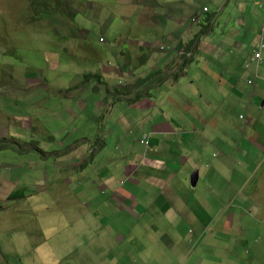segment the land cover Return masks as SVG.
I'll use <instances>...</instances> for the list:
<instances>
[{
    "label": "crops",
    "instance_id": "0c3cea01",
    "mask_svg": "<svg viewBox=\"0 0 264 264\" xmlns=\"http://www.w3.org/2000/svg\"><path fill=\"white\" fill-rule=\"evenodd\" d=\"M207 1L216 4V13L208 7L209 12L202 14L207 7L202 5L204 0H126L128 14L133 19L127 28L123 27L127 20L124 15H118L113 23H109L108 18L115 17L114 14L108 15L103 29L109 33L116 31L114 40L108 44H113L116 50L113 52L118 64L114 72L121 78L120 82L117 85L109 83L115 82L110 76L107 81L98 78L97 83L90 78L87 83H78L71 92L63 91L59 99L70 102L74 111L72 119L75 122L70 123L73 135L69 133V138L57 141L55 145L60 148L51 152L39 149L43 158L49 162L54 160L56 181L68 183L69 177L80 175L90 186L84 192L69 186L66 193L56 198L52 196L54 200L51 201L42 195L51 196L54 187L44 189L42 181L32 186L39 189L36 196L29 197L28 190L16 192L0 188V203L7 206L0 217V264H11L16 256L23 257L26 264H42L40 251L55 256L57 261L61 249L59 242L66 246L64 258L68 254L74 256L79 252L80 242H84L93 246L97 254L106 250L116 259V262L112 259L114 264H128L126 260L118 261V256L124 258L125 254L136 256L134 264L146 257L154 261L143 260L140 264H192V254L202 251L207 254L199 258L194 254L198 259L196 264H204L206 260L214 262L215 257L207 252L209 247L201 249V242L206 238L197 232L198 221L194 214L201 206L199 198L204 197L188 192L190 184L187 185L183 171L186 164L198 174L195 187L190 188H198L203 167L206 189L213 191L217 198L222 190L216 187V182L230 176L227 196L234 195V201L241 206L242 212L238 211L244 217H239V222L257 226V229L249 237L245 232L244 237L230 240L224 257L217 261L240 264L241 256L235 250L244 247V264H253L259 250H264V60L261 65L263 79L256 80L252 89L248 83L245 90L237 89L241 76L248 80L249 73L243 71L230 76L229 84L225 78L226 66L231 60L242 62L238 56L247 50V38L252 39L250 46L254 48L259 34L249 36L244 29L253 24L259 28L261 22L257 18L264 20V8L251 0L257 13L254 16L249 10L250 1L243 3L245 7L234 23L240 35L226 48L225 42L219 46V42L208 37L211 32H200L206 24H213L218 13L227 6L226 0ZM197 14L201 15L200 24L194 22ZM111 24L113 28L109 27ZM202 41H205L203 45ZM199 53L207 55L208 59L200 57ZM194 60L204 66L194 65ZM217 71V77L210 74ZM31 82L49 94L47 84L41 80ZM27 86L30 90L35 85ZM212 92L219 95L215 101L211 98ZM256 97L262 99V102L259 100L261 107L257 106ZM48 99L45 96L43 103ZM229 115L240 124L239 133L234 132L233 137L226 140L216 157L211 156L205 163L199 159L196 165L197 155L189 154L196 143L194 136L201 137L203 132L206 137L220 129L231 130L235 121L230 123ZM25 119L18 117V127L9 125L7 132L20 133ZM214 121L219 124L214 125ZM48 124L40 122L41 134L53 132L56 140L57 131ZM210 126L216 131H207ZM64 132L65 127L62 128ZM78 134L81 137L74 139ZM105 134L104 144L99 138ZM143 134L150 135L148 148L139 141ZM94 146L101 148L92 153ZM32 152L36 151L25 153ZM20 169L28 170L27 165H20L18 161L4 165L0 169V180L10 184ZM67 196H73V201L65 207L61 201ZM237 199L244 200L247 205ZM65 208L70 209L65 224L72 234H62L59 229L60 210ZM14 214L16 216H12ZM46 214H51V223L56 227L46 228ZM30 216L35 220L30 222ZM42 216L43 221L39 223ZM162 221L166 229L157 233ZM79 224H83L82 229L86 226L95 230L94 234L77 235L75 226ZM4 226L14 231L4 233ZM144 235H149L150 243L157 246L159 253L155 256L152 250L148 252L144 247ZM214 240L217 236L213 235L211 242ZM211 242L206 246H213ZM119 244L124 247L118 248ZM256 244L261 247H255ZM220 248L217 247V254Z\"/></svg>",
    "mask_w": 264,
    "mask_h": 264
},
{
    "label": "rangeland",
    "instance_id": "374dc122",
    "mask_svg": "<svg viewBox=\"0 0 264 264\" xmlns=\"http://www.w3.org/2000/svg\"><path fill=\"white\" fill-rule=\"evenodd\" d=\"M44 1L54 6L56 15L48 11L39 18H33V16L28 14V12L34 8L33 0H0V169L4 165H13L16 161H18L20 165H27L28 168L26 171L20 169L19 175H13L10 184L0 180V188H11L16 192L28 190L30 197L32 194H34V196L38 195L39 189L35 188V186L33 188L32 186L42 181L44 189L49 186L54 187L51 190V196L45 193L43 195L41 192L39 193L45 200L51 201L54 200V197L56 198L66 193L69 190V186L82 192L90 186V184L84 180L85 177L80 175L69 177L68 183L56 181L54 175L57 170L54 160H50L49 162L48 159L43 158L42 151L51 152L52 150L60 148L55 145L56 142L64 137L65 139H67V137L69 138V133L73 135L72 133L74 132L73 127H70V123L75 122V120L72 119L74 114V111H72L73 107L70 102H66L59 98L65 91L71 92L72 89L74 90L78 83H87V81H91V79L95 80L97 83L98 78L107 81L110 76L115 82L109 83L117 85L120 82L121 78L114 72V68H116L118 64L114 54L116 50L113 49V44H108L109 41L114 40L116 31L110 33L105 32L103 26H105L109 14H114L115 16L108 18L109 23H113L118 15H124L127 19L123 24L124 28H127L130 21L133 19L128 14L126 0ZM245 1L246 0H226L227 6H225L223 12L218 13L213 28L214 32L208 37L213 41L219 42V46L225 42L226 48H229V44L232 41L238 40L240 31L235 29L234 23L237 21L238 13L245 7L243 6ZM249 1L251 3V0ZM255 1L256 0H253L257 6L256 2L258 1ZM202 5L209 7L212 13H216L217 6L212 3V1L204 0ZM249 10L253 12L254 16H257L252 3L249 5ZM90 11L93 12L89 14ZM261 15L263 19V14ZM257 20L261 22L259 28L253 24L248 25L244 29L249 36L252 35V37H254L257 34L260 35L262 20L260 17L257 18ZM111 25L112 26L109 27L113 28V24ZM101 33H105V36H101ZM225 34L226 36L224 38ZM251 42L252 39H246L248 48L247 50L244 49L242 53H240V56H238V59H241L242 62L239 63V61L231 60L229 64H227L226 84H229L230 76L241 74L243 71L245 72V65L250 60L255 49V46L254 48L250 46ZM201 43V45H203L205 41ZM199 55L200 57L208 59V56L203 53H199ZM194 65L198 67L204 66V64H197V60H194ZM261 65L259 66V74L261 79H263L261 76L263 70ZM255 71L256 65L254 63L249 72L255 73ZM210 74L215 77L219 75L218 71L217 73L210 72ZM92 75L93 77H91ZM242 77L243 76H241L237 89L243 88L245 90L248 86L247 80H243ZM249 78L252 77L249 76ZM38 80L47 84L48 88H50L47 91L49 94H45V90H40V87L36 85L37 83H29V81L38 82ZM28 84L35 86L31 87L29 90ZM10 85L12 86L11 90H9ZM249 88L252 89V86H249ZM45 96L49 98L47 103H43ZM51 96L55 98H51ZM218 97V94L212 92V100L215 101ZM255 99H258L256 101L257 106L261 107L262 99L259 97ZM259 100H261V102H259ZM44 107L47 109H44ZM21 116L27 119L24 120L25 124H23V122L21 123L20 133L16 132L10 134L7 132L9 125L18 127L16 123L18 117L21 118ZM227 120L231 123L235 121V117L229 115L227 116ZM77 121L81 122L80 119ZM40 122L49 123L55 127L57 131V135L55 136L56 140L53 138V132H51V134H41L39 129L43 127L40 125ZM213 124L217 125L219 122L214 121ZM64 127L65 132L62 133V128ZM67 127L69 128L67 129ZM242 127L244 128V124ZM239 128L240 124L235 121L232 123L231 130L224 131L220 129L216 131L215 128L210 126L207 131H216L214 135L210 134L205 137V133L203 132L201 137L195 135L194 138L196 139V143L189 150V154L191 156L197 155L196 165L199 159L205 163L211 156L216 157L218 155V149L224 146L226 140H230L233 137L234 132L239 133ZM23 131L27 134L24 135L22 133ZM80 137L81 136L78 134L74 139ZM22 150L24 152H18ZM30 150H35L36 152L25 153ZM224 155L229 157L230 154ZM77 164L78 163L75 165ZM231 168L230 165L229 169L231 170ZM45 170H47L48 173H46ZM183 171L188 185L192 170H190L189 165L186 164ZM178 178L179 176L176 177V179ZM229 182L230 176L220 178L216 182V187L222 190V192H219V197L217 198L213 191L206 189L207 184L203 175V167H201L198 188L192 190L189 185L187 187L188 192L193 196L204 197L198 200L201 206L197 207L194 218L198 221L196 223L197 232L200 233L202 237L206 238L201 242V249L209 247L207 252L215 257V259H213L214 262L206 260L204 264H220L217 260L218 258L221 259L224 257L230 240L233 242L235 237H244L245 232L249 237L250 234L257 229V226L239 222V217L244 216L242 214L240 215L238 211V209H240L242 212V209L241 206L234 201V195L227 196ZM240 183L243 185L242 179ZM65 199H68V201L66 202ZM72 201L73 196H67L63 198L61 204L67 207V204ZM237 201L244 206L247 205L244 200L237 199ZM5 204L6 203H0V217L6 212L7 206ZM69 212L70 209L68 208L60 210L61 224L59 225V229L61 228L60 232L62 234L71 232L69 226L65 224L67 223ZM12 216L16 215L14 214ZM30 218V222L35 220L33 216H30ZM44 218L46 228L50 225L57 226L55 223H51V214H46ZM41 221H43V216L40 218L39 223ZM112 225L115 226L113 223ZM82 226L83 224L75 226L77 235L80 236L83 233L82 236L89 237L94 234L95 230L91 231V229L86 226L82 229ZM129 226L130 225L127 227ZM165 229V224L162 221L160 226H158L157 233ZM9 230L14 231L12 229H5V226L2 228V232L4 233ZM213 235L217 236V240L211 242V237ZM208 242H211L213 246H206ZM142 243L148 252H151V250L154 252V256L159 253L156 252L157 246L150 243L149 235H144ZM59 244L61 245V249L57 261L55 256L49 255L46 251L39 252V256L44 260L42 264H114L112 259L116 262V259L107 253L106 250L97 254L93 251V246L84 242H80L79 252L75 253L74 256L68 254L64 258L66 246L63 245L62 242H59ZM54 246L57 248V241ZM126 246L132 245L126 244ZM122 247H124V244L118 245V248ZM188 247L189 249L191 248L190 245ZM217 247H221L219 254L216 253V251H218ZM255 247L261 246L256 244ZM235 251L241 256L239 263L244 264V247H240L239 250ZM194 254L199 258L201 255L207 253L203 251L201 253L194 252L192 257L190 256L192 264H196L198 260L194 257ZM123 260H126L128 264H134L137 258L132 254H125L124 258L118 256L119 262ZM143 260H148L149 262L154 261L146 257L139 259V264L143 263ZM262 261H264V250L261 249L255 257L253 264H264ZM10 263L26 264L24 258L19 256L13 258ZM27 263L29 262L27 261Z\"/></svg>",
    "mask_w": 264,
    "mask_h": 264
},
{
    "label": "clouds",
    "instance_id": "9594fccd",
    "mask_svg": "<svg viewBox=\"0 0 264 264\" xmlns=\"http://www.w3.org/2000/svg\"><path fill=\"white\" fill-rule=\"evenodd\" d=\"M257 1V0H256ZM204 8H208V7H204ZM204 8H203V10H202V14H205V13H208L209 12V9H208V11L207 12H204ZM224 10V9H223ZM223 10L221 11V12H223ZM95 11V10H94ZM91 12H93V11H90L89 12V14H91ZM220 12V13H221ZM216 18H217V16L215 17V20H214V23L213 24H211V27H212V29H211V34L214 32L213 31V28H214V24L216 23ZM194 22L195 23H199L200 24V22H201V15L200 14H197L195 17H194ZM264 21V20H263ZM262 21V22H263ZM101 36H104V35H102L101 34ZM258 38H259V36H258ZM257 42H258V40H257ZM257 42H256V44H257ZM256 44H255V49H254V51H253V53H252V56H251V58H250V60L246 63V65L249 63L250 64V66H249V68H246V65H245V73H249V75H250V77H252V78H249L248 80H247V83H248V85L249 86H254L255 85V83H256V80H259V79H261V77H260V75H259V73H258V70H259V66L263 63V54H262V62L261 63H259V64H257V62L256 61H253L252 59H253V56H254V53H255V51H256ZM164 48L162 47V50H163ZM255 63V65H256V71H255V73H251V72H249L251 69H252V67H253V64ZM249 81H251L252 83L250 84L249 83ZM263 107V106H262ZM241 117V119H244V116H240ZM106 135V134H105ZM101 136V138H99V140H101V141H103V142H105L106 141V136ZM144 146H146V148H148L150 145H151V139H150V135L149 134H143V136H142V138L139 140ZM100 149L101 147L99 146H94L93 148H92V153H94L95 152V150H97V149Z\"/></svg>",
    "mask_w": 264,
    "mask_h": 264
},
{
    "label": "trees",
    "instance_id": "16d2710c",
    "mask_svg": "<svg viewBox=\"0 0 264 264\" xmlns=\"http://www.w3.org/2000/svg\"><path fill=\"white\" fill-rule=\"evenodd\" d=\"M33 4H34V8L31 9L32 12L31 11L28 12L29 15L33 16V18H39L40 16L45 15V13L48 11H51L56 15V13L54 12L55 8H54V6H52L51 3L49 4V3L45 2L44 0H33ZM209 22H211V19H209ZM211 29H212L211 23H209V24H206V26H204L200 32L208 33L211 31ZM109 129H111V128L108 127V131H109ZM112 135H114V134H112ZM104 144H105V142H104Z\"/></svg>",
    "mask_w": 264,
    "mask_h": 264
},
{
    "label": "built area",
    "instance_id": "2783aa9c",
    "mask_svg": "<svg viewBox=\"0 0 264 264\" xmlns=\"http://www.w3.org/2000/svg\"><path fill=\"white\" fill-rule=\"evenodd\" d=\"M259 2V6L260 8H264V2L263 0H257ZM208 8H204V12H207ZM264 52V21L262 22V26H261V31H260V35L258 38V42L256 44V51L254 53L253 56V61H256L257 64L262 62V54ZM250 64L248 63L246 65V68H249ZM249 83L251 84L252 82L249 81Z\"/></svg>",
    "mask_w": 264,
    "mask_h": 264
},
{
    "label": "water",
    "instance_id": "95a60500",
    "mask_svg": "<svg viewBox=\"0 0 264 264\" xmlns=\"http://www.w3.org/2000/svg\"><path fill=\"white\" fill-rule=\"evenodd\" d=\"M262 106H264V101H263V103H262ZM197 171L195 170V171H193L191 174H190V176H189V184H190V186L193 188V187H195V185H196V183H197Z\"/></svg>",
    "mask_w": 264,
    "mask_h": 264
}]
</instances>
